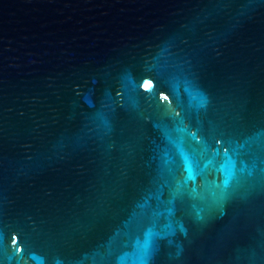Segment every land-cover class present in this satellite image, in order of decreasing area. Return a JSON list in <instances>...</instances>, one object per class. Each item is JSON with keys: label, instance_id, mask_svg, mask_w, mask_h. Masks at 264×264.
I'll list each match as a JSON object with an SVG mask.
<instances>
[{"label": "water", "instance_id": "obj_1", "mask_svg": "<svg viewBox=\"0 0 264 264\" xmlns=\"http://www.w3.org/2000/svg\"><path fill=\"white\" fill-rule=\"evenodd\" d=\"M0 264H264V0H0Z\"/></svg>", "mask_w": 264, "mask_h": 264}, {"label": "snow or ice", "instance_id": "obj_2", "mask_svg": "<svg viewBox=\"0 0 264 264\" xmlns=\"http://www.w3.org/2000/svg\"><path fill=\"white\" fill-rule=\"evenodd\" d=\"M192 138L194 140L196 139L194 134L192 135ZM225 156L226 157L228 156L227 152H225ZM229 161H230V158L226 160V163L220 169L223 172V174H224L223 186L225 188L228 186V184H229V182L231 180V171H230L229 163H228ZM185 165H186V168H187V171H188V179H193L194 174H193V169H192V163L186 159L185 160ZM14 243H15V240H14Z\"/></svg>", "mask_w": 264, "mask_h": 264}]
</instances>
